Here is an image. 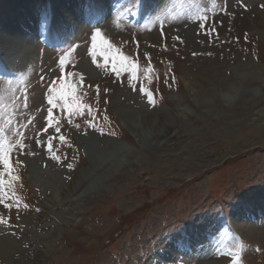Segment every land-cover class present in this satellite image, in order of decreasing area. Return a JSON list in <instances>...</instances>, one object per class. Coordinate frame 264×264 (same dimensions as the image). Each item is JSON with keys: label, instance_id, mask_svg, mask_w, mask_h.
Returning a JSON list of instances; mask_svg holds the SVG:
<instances>
[{"label": "rangeland", "instance_id": "374dc122", "mask_svg": "<svg viewBox=\"0 0 264 264\" xmlns=\"http://www.w3.org/2000/svg\"><path fill=\"white\" fill-rule=\"evenodd\" d=\"M13 1L0 0L1 28ZM115 1L107 17L125 24L121 30L90 20L60 40L52 0H21L34 9L40 27L34 44L20 49L27 52L36 45L37 53L14 66L0 43V144L14 145L11 160L20 177L0 203V217L6 221L0 223V238L17 244L28 240L30 252L40 243L41 264H264V236L245 235L237 227L246 218L252 226L264 227V96L247 101L252 93L247 89L242 101L231 107L216 102L218 112L196 106V92L213 98L211 77L190 72L187 44L164 36L172 24L183 22L192 36L224 49V55L234 51L225 57V86L240 84L236 68L242 64L252 65L264 77V0H244L240 10L236 6L240 16L227 28L198 18L200 5L214 7L219 0ZM15 13L21 16V10ZM102 41L107 57L101 54ZM120 56L138 61V80L123 69L119 76L112 70L113 64L121 68ZM50 61L58 64L51 74ZM149 64L151 79L144 74ZM68 84L75 85L76 95L91 110L69 114L63 101L57 107L48 103L53 85L67 90ZM256 85L257 80L250 88ZM141 88L151 90L155 106ZM141 109L148 117L154 112L175 120L178 116L194 131L183 142L176 138L169 148L148 153L122 116L129 111L132 122L137 121L135 115L145 119ZM150 119L148 123L155 118ZM89 144L100 157L95 164L105 160L102 172L115 162L112 174H122L108 180L106 194L78 205L75 192L66 195L62 188L70 186L67 175L79 177L91 167ZM198 149L202 152L195 155ZM177 156L183 161L190 157L192 163L181 164ZM123 162L127 166L120 168ZM33 165L40 184L51 188L49 200L42 188L39 192L31 187ZM160 167L167 171L161 178ZM249 198H259L260 208L250 210ZM0 264L10 263L0 257Z\"/></svg>", "mask_w": 264, "mask_h": 264}, {"label": "bare ground", "instance_id": "6f19581e", "mask_svg": "<svg viewBox=\"0 0 264 264\" xmlns=\"http://www.w3.org/2000/svg\"><path fill=\"white\" fill-rule=\"evenodd\" d=\"M52 2V8L56 11V17L54 18L57 19L56 27L61 33L60 37L58 38L60 40L68 39V37L73 32H75L74 29H76V27L83 26L85 22H88L90 20L100 21L101 23L103 22V26L110 25L109 28L116 26L118 27L116 29H120V27L122 28L125 25L114 23L107 17L108 12L113 11L117 5L115 0H83V4L80 0H52ZM242 3H244V0H219L214 5V7L208 6L205 8L204 6L200 5L199 8H202L203 10H201V12L199 13L200 15H206V20L227 28L231 26L230 23L234 18L240 16L239 11L236 9V6L240 10V7H244V4ZM31 4H33V2H31ZM25 5L27 7V3H21V0L13 1L14 7L11 11H9L6 19L4 20L5 22L3 23L5 27H0V43L7 52V59L9 61H12V64H14V66L18 67L23 64L22 59L30 56L32 57L34 52L38 50V46L36 45H33V48H31V50L27 52H24L23 49H20V47L25 45L26 43L34 44V39L39 34L38 31L40 27L39 21L35 20L36 13H34V9H31V7H27L28 9L26 8L25 10H23L21 6ZM18 10H21V16H14V14H16L15 11ZM12 15L14 16L15 24H17V26L10 22L12 21V19L10 18V16ZM183 25H185L183 22H180V24L176 27L172 24V26H170L171 28L169 27L164 34L165 38L169 40H176L178 38L177 41L185 42L188 46L187 52L188 56L190 57L186 65L189 67L191 66L190 68L188 67L190 72H196V74L199 76L207 75V77H211V80L213 82V87L211 89L213 98H211V101L207 100L206 98L204 99L202 93L196 92V106L205 108V111L207 112H218L216 109L218 107H215L216 102L231 107L235 103L242 101L245 94L248 92L247 89H250V91L252 92L251 98L247 101L254 100L257 95L264 96V77L258 75L253 70L254 67L250 64H242L240 66H237L236 70L238 71V76L241 78L240 84L238 83L235 84L236 86L233 85L230 87L225 86L223 83L224 79H226L227 77L226 75L228 72L227 70L225 71V67L227 65L225 57L234 56L235 52L228 51V53L224 55V49H219L215 46L208 45L203 39L192 36L190 34V30H187L189 28V25L187 24L186 27ZM18 26H20V28L16 29ZM49 64L51 65L48 71L51 74L55 71L54 69L57 68L58 64L55 61H50ZM232 69L234 70V68ZM233 70L232 76L236 74ZM256 80L258 82V85L254 86L253 89H251L250 85H252V82H255ZM220 90H223L224 94H221ZM225 93H227V95ZM256 100H258V98H256L254 101ZM37 102L41 101H39L38 99ZM141 110H143L144 112L143 118L145 119H141L137 115H135V119L137 120L136 122H132V120L128 118L131 117L129 111H124L122 116L124 117L123 119H125L131 131L137 135L142 147L147 149L148 153H159L162 148H169L171 142H174L176 138H178L179 142H183L185 140V136L194 131L193 129H191V127L188 128L182 125L180 120H177L178 116H176L175 120L172 118H167L166 114L162 112H154V114L152 113L148 117L145 110ZM208 114L209 113H205L204 115L207 119L209 118ZM147 117L149 120H151L150 117H153L155 119H153V121H149L148 123ZM207 127L208 125L204 129H207ZM47 130H49V128ZM110 145L113 146V143L110 142ZM93 147L95 146L89 144V148L91 149V151L90 161H88V163L92 164L91 167L79 177H74L73 174L67 175L70 186L73 185L74 187L66 185L65 188H62V192L65 191L66 195L68 193L75 192L74 194L77 195L78 205L83 203L88 204L90 201H92L91 197H93V195L96 196L104 194L106 192L105 190L110 185L108 184V180H118L121 177L120 175L122 174V171L119 174L118 172L115 175L112 174L111 170L114 169L113 166H115V162H113V166L109 167L110 170H108L107 172H102L104 171V169L102 168L101 164L105 163V160L100 159V164H95L100 157H97L96 155L94 156ZM201 152L202 150L198 149L194 154L199 155L201 154ZM113 155L115 157L116 153H113ZM189 155L191 157L193 156V153ZM114 157L111 158H113V160H116L114 159ZM190 157L186 161H183L181 159L182 156H177L176 159H178L181 164L187 165L192 163V159ZM172 161H175V158ZM110 162L112 161H108V163ZM126 166L127 165L123 162L122 166L120 165L119 167L122 168ZM162 168L163 167L158 168V170L160 171L159 178H161L162 176L164 177L167 174V171L165 169L163 170ZM32 172L33 173L30 174V178L32 180L31 187L37 189V191L39 192L42 188L44 190L46 199L49 200V196L46 194L47 189L51 188H48L49 185H45V183L40 184L41 179L39 180L38 171L36 170V168H34V165L32 166ZM250 199L251 198H249L248 200V206L250 210L251 208L254 209L253 207L260 208L259 198L256 200ZM53 201V198L50 199V202L54 205L55 203H53ZM247 220L248 219L246 218L244 222L237 225L239 230H242L245 235H253L254 233H257L258 235L260 234L261 237L262 235L264 236V227H254L252 226V223ZM40 237H43L42 234H39V238ZM28 242V240H24L22 243L19 242L17 244L14 241L10 242L7 239L0 238V257H5V259L9 261L10 264H27L29 260H32L31 264H41V256L43 255V252L40 243L34 246V248H36V251L30 252L33 247L27 248L26 246L28 245ZM15 247L16 250H14ZM14 252L19 254L16 255L14 254ZM169 256L170 252H168L167 254V257Z\"/></svg>", "mask_w": 264, "mask_h": 264}, {"label": "snow or ice", "instance_id": "6c2138e0", "mask_svg": "<svg viewBox=\"0 0 264 264\" xmlns=\"http://www.w3.org/2000/svg\"><path fill=\"white\" fill-rule=\"evenodd\" d=\"M198 18L200 20H206L207 17L206 15H199ZM100 32L97 30L96 36H99ZM96 36L93 37V40L96 39ZM178 39V38H177ZM105 42H101V54L105 55L106 57L108 56V49L104 48ZM110 48L111 45H108ZM96 53H93V56H95ZM120 65L121 68H117L115 64L112 66V70L116 73L117 76L120 75L121 69L124 71H127L131 74L133 80H138L139 79V71H140V66L138 61L131 59L128 56H120ZM150 60V57H149ZM63 63V61H61ZM153 68L149 64V66L144 70V74L146 78L151 79V74L153 72ZM174 79V77H173ZM83 80V76L81 75V81ZM67 90H65V87L62 86L59 90H57L56 86L53 85V87L50 89V95L48 97V103L52 105L53 107L61 106L58 104V101H63L62 107L66 108L69 114H72L73 112L77 114H83V111L85 109L91 110V106L87 104H83L81 102V98L76 95V87L75 85L68 84L66 85ZM141 91L145 93V95L149 98V103L155 106V96L149 89H144L141 88ZM25 107L27 105L25 104ZM53 119V112L52 108H49L48 110V120H49V126H51V121ZM89 125L92 127H95L93 121H88ZM2 131V130H0ZM44 131H47V128L44 129ZM57 131L59 129L57 128ZM59 139L61 141L65 140V137L60 136ZM14 147V145H8L7 148L3 144H0V164H2V168H0V203H5L4 201V196L7 194L8 190H11L13 187L14 182L18 181L20 177L15 174V167L12 163L11 160V150ZM48 151L51 153L53 151V145H52V140L49 139L48 144H47ZM53 159H56L57 161L60 160L59 156L53 155ZM69 168L72 167L71 164L68 165ZM7 177V178H6ZM14 194V193H13ZM6 207L11 208V204H5ZM17 207H19V204H17ZM0 223H6V221L0 217Z\"/></svg>", "mask_w": 264, "mask_h": 264}]
</instances>
